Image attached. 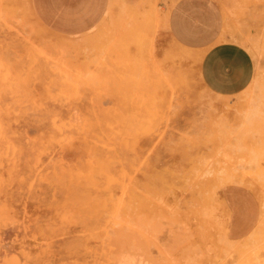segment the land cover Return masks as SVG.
Wrapping results in <instances>:
<instances>
[{
    "label": "rangeland",
    "instance_id": "obj_1",
    "mask_svg": "<svg viewBox=\"0 0 264 264\" xmlns=\"http://www.w3.org/2000/svg\"><path fill=\"white\" fill-rule=\"evenodd\" d=\"M39 1L0 0V264H264V0Z\"/></svg>",
    "mask_w": 264,
    "mask_h": 264
},
{
    "label": "crops",
    "instance_id": "obj_2",
    "mask_svg": "<svg viewBox=\"0 0 264 264\" xmlns=\"http://www.w3.org/2000/svg\"><path fill=\"white\" fill-rule=\"evenodd\" d=\"M74 0H56L52 4L39 1V11L47 22L60 29H69V12ZM204 85L220 95H234L242 91L254 75V60L245 46L234 41L214 42L207 46L198 65Z\"/></svg>",
    "mask_w": 264,
    "mask_h": 264
}]
</instances>
